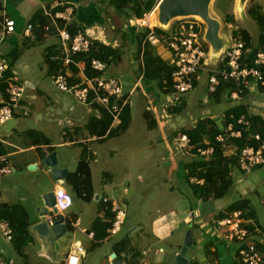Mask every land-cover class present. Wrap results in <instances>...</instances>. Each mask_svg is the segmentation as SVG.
Wrapping results in <instances>:
<instances>
[{"label": "crops", "instance_id": "0c3cea01", "mask_svg": "<svg viewBox=\"0 0 264 264\" xmlns=\"http://www.w3.org/2000/svg\"><path fill=\"white\" fill-rule=\"evenodd\" d=\"M63 1H66V4L60 5L59 3ZM69 4L75 8L71 22L89 28L93 35L98 37L97 41L119 50L117 61L109 66L111 69L116 67L122 69L120 74H113L114 76L125 78L126 83L131 86L140 71L138 55L131 44H136L137 31L147 27L142 24L144 20L141 19H145L150 12L146 13L144 18H138L129 8H116L112 0H0V55H5L10 60V69L7 74H16L26 84L25 95L15 108L14 117L0 128V141L7 149V153L4 155L8 157V165L11 168V172L0 173V204L20 203L26 208L30 216L29 231L34 237L33 244L25 247L23 253H19L0 234V259L12 260L15 264H64L66 257L59 261L56 253L65 252L66 254L71 244L75 242L83 244L86 249L82 264L85 261H92L94 264H107V257L110 259L109 264H114L113 253L123 264H173L177 254L184 246L188 230L191 229L193 242L189 251L187 250L189 254H186L190 263L242 264L237 257L239 244L224 237L225 227L217 228L214 224L215 217L218 215L227 216L229 212L233 211H228L229 206L241 200L245 202V208L242 209L246 219L245 225L254 226L252 231L249 230L247 242L257 244L264 251V224L258 219L257 209L259 205L264 206V165L255 167L247 173L237 166L231 167L234 187L223 197L203 201L191 192L186 179L188 170L183 160L179 158L170 167H166L167 161L164 162L161 158L167 152L166 149L164 153L161 152L157 156L159 162L158 159L156 161L148 159L144 166L146 175L149 173L147 181L144 178L141 184L131 187L129 179L124 176V173H128L129 169L122 164L115 163L103 173L104 192L101 193L95 188L91 160H96L97 150L103 147L102 143L114 139L122 133L125 134L129 127L126 131L110 137L91 138L95 134L89 131L87 122L92 116H101L94 110L95 108L79 104L69 94L62 93V95L55 96L53 93H48L46 87L41 82L35 81V77L32 75L35 71L37 57L42 53L37 50V47L45 45L44 65L51 77L53 73L50 72L49 64L46 62V55L50 51L53 52L52 46L58 48V39L53 34L46 35L43 40L37 39L32 25V17L38 11L45 13L47 10H58L60 9L58 6H62V10H64ZM8 16L12 18L16 27L15 31L10 33L5 32L3 22L4 18ZM29 24L32 25V35H29L30 31H27ZM170 30L166 31L170 32ZM156 46H158V50L159 46L166 48L161 51L160 55L164 60H169L168 62L173 64V54L166 44L159 43ZM25 75L26 78L23 77ZM198 76L194 90L185 96L188 112L193 110L188 106V102L193 106L200 105V101L203 102V105L213 104L210 106L212 108L209 107L210 109L204 111L200 118H214L220 124L219 117L237 102H242L247 105L248 112L264 118V91L248 92L245 99L240 101L233 100L228 91L221 93L218 98H212L207 90V82L206 92L195 97L196 93L194 94V92L199 86L201 74ZM38 84L42 87L40 85L39 87ZM141 91L145 93L148 100L153 99L152 106L158 103L160 105L163 99L167 103L169 98V94L164 95L156 82L147 80L145 77L138 87V92L141 93ZM5 97V86H0V99ZM164 105L165 103L162 106ZM66 116H72L75 123L67 124ZM191 117H195L197 122L196 116L191 114ZM166 122L160 124L165 125ZM59 123L61 131L57 132ZM51 126L55 127V132ZM30 129L42 132L50 138L51 143L32 142L26 133ZM162 138L164 139V137H158L157 143H159V147L167 148L166 141L165 139L162 141ZM155 145H150V147L158 148ZM84 149L88 153L94 188L90 201L77 197L68 181V173L77 169ZM54 151L57 152L58 166L68 170L67 177L59 180L54 176L49 177V182L45 183L47 189L40 190V175L50 171L46 158ZM115 154L116 151L111 149L110 158L113 159ZM33 165L35 167L31 168ZM74 166L75 170L71 171L70 168ZM19 168H25L26 176L29 178L11 180L6 176V174L16 173ZM163 174L166 176L165 179L162 177ZM169 179L171 180L170 187L167 184ZM58 187H64L72 195L74 194L73 197L76 196L73 205L65 211L66 217L71 218L73 224H71L72 228L68 226L65 236L61 239L54 237V240L47 241L50 243L48 244L46 241H41L32 228L36 221L42 220L40 211L44 203L35 206L36 213L32 219L29 208L25 206L24 202L28 201V195L32 189L34 196L42 194L44 198L47 192L55 191ZM149 189H155L153 199L158 207L154 211H150L148 216L140 218L142 209L138 206L140 210L138 218L129 219L128 209L123 229L120 231L122 233L119 239L114 240L111 244L103 245L112 239L108 235L101 241L89 237L88 233L94 231L95 219L98 217L103 219L100 216L102 211L106 212L107 218L111 216V204L104 202L103 197L123 200L129 208L131 202L137 198L146 202L150 196ZM92 202L97 204L94 214L90 208ZM62 243H64L63 248ZM34 248L37 250L36 255H33L32 249ZM38 257L48 259L43 260L44 258Z\"/></svg>", "mask_w": 264, "mask_h": 264}, {"label": "built area", "instance_id": "2783aa9c", "mask_svg": "<svg viewBox=\"0 0 264 264\" xmlns=\"http://www.w3.org/2000/svg\"><path fill=\"white\" fill-rule=\"evenodd\" d=\"M68 3V2H67ZM66 4V1L59 3ZM74 6L69 4L64 10L52 11L47 10L45 13L49 17V24L44 27L46 35L53 34L58 39V50L62 58V65L59 70L52 74V82L58 91L63 94L73 96L79 104L91 106L99 103L104 110L111 116V125L104 135H93L91 138L106 137L112 128L117 127L122 121V114L127 105H130L134 94L138 91L141 80L144 78L145 69L141 68L138 72L132 85L126 83L125 78L120 76H105L102 72L107 70L108 64L98 58H93L91 68L101 72L95 77L87 75V63L84 60L76 59L78 54L88 53L98 37H95L89 28L81 24L77 25V30L72 33L69 30V23L72 21L74 14ZM62 20L64 23L62 24ZM5 32L10 33L15 31V23L12 18L5 17L4 20ZM146 25L150 32L145 40L152 45H157L162 42V39L154 31V26H150L148 22L142 23ZM205 23L194 17L178 18L174 21L170 30L171 38L166 40V46L173 54V87L174 90L169 94L167 101L176 107L182 102V97L194 90V80L201 69L208 70L207 62L208 47L204 41ZM29 35H32V25L27 26ZM165 40V39H164ZM163 40V41H164ZM245 52V42L239 31L237 34L232 32L230 37V45L225 49L224 56L221 62L210 70L208 76V91L215 92L218 86L223 81H234L235 89L231 92L233 100H244L246 92H254L264 88V51L257 52L253 63L243 61ZM140 65L144 66L143 54L141 55ZM72 66L78 70V75L81 81L71 84L70 77H74ZM10 69V60L5 56L0 55V84H5L4 99H0V128L10 121L15 115V108L19 105L25 95L26 84L16 74L7 75ZM141 73V74H140ZM95 108V107H94ZM101 115V110L94 109ZM252 112L242 114L237 119V124L242 127L249 128L251 126L250 116ZM232 118L233 115H230ZM226 112L220 117L222 122L223 132H220L216 139L221 143L223 148H227L229 155L235 154L237 157V167L243 172H251L256 166L264 165V135L262 132H254L251 134V144L231 145L230 139L242 138L243 128H236V124L232 121L225 123ZM67 124H74L75 119L72 116H66ZM171 143L181 152H187L195 147L191 142L190 136L186 132H178L175 136H171ZM207 146L197 147V152L203 158L209 159L215 151V146L205 141ZM238 149V152H236ZM0 162L5 165L0 166V173L11 172L8 165V157L0 156ZM192 183H203L204 179H198L196 176L190 177ZM104 202H110L112 216L106 217V212L102 211L101 215L104 220L110 222L108 229V237L118 234L124 226L128 206L123 200H112L109 197H103ZM73 195L64 187H58L55 190L54 207H49L46 221L50 225L55 221L64 217L63 224L66 226L65 233L69 224H73L71 218H67L65 211L73 205ZM246 219L243 216L242 209H236L227 214V216L215 217L214 224L217 228L225 227L224 237L227 240L235 241L239 244L237 257L242 264H264V251L255 243L247 242L250 234L249 229L245 226ZM0 232L4 240L14 247L15 230L11 223L6 220L0 213ZM90 238L95 237V232L88 233ZM86 249L83 244L73 242L66 253L64 264H82V259L85 256ZM0 264H15L9 259H0ZM187 264H192L188 261Z\"/></svg>", "mask_w": 264, "mask_h": 264}, {"label": "trees", "instance_id": "16d2710c", "mask_svg": "<svg viewBox=\"0 0 264 264\" xmlns=\"http://www.w3.org/2000/svg\"><path fill=\"white\" fill-rule=\"evenodd\" d=\"M112 3L116 6V8H129L135 13L138 18H144L146 13H151L152 9L157 3V0H112ZM58 7L60 8L58 10H62V6ZM261 9L262 8L258 4L252 5L248 9V13L258 23L259 26V36L256 45H253L252 36L247 29L235 28L233 31L234 34H237V31H239L242 35V39L245 42V58H243V61H245L246 59V61L253 63L257 52L260 50L264 51V12ZM58 10L54 9V11ZM224 20L226 23H232V21H234L233 14L226 13ZM49 22L50 20L48 15L43 11L36 12L32 17V25L37 39H44V37L46 36L44 27L48 25ZM63 23L64 21L62 20V24ZM68 27L72 33H75L77 30V24L75 22L69 23ZM154 31L162 39V42L160 44H166V40H169L171 38L170 32H167L158 26L154 28ZM149 32L150 29L148 27H145L142 32L136 34L135 43L137 49L135 51L138 57H140L141 53L143 54L144 66L140 65V67L145 69L144 77L147 80L156 82L161 92L167 95L172 93L174 90L172 74L175 67L172 63L164 60L161 57L160 53L158 52V46L152 45L149 41L145 40ZM51 48H53V52H48V54L46 55V62L49 64L50 72L54 73L57 72L62 65V58L56 46H52ZM118 54L119 50L117 48L96 41L88 53L78 54L76 56V59L84 60L87 63V75L89 77H95L96 75L101 74V72L93 70L91 68L92 59L98 58L105 61L108 64V70L110 64H112L114 61H117L119 56ZM72 70L74 73V77H70L71 84L81 81V77L78 75V70L75 68V66H72ZM107 70L105 72H102V74H105ZM196 80L197 79L194 80L195 86L197 84ZM0 86L3 87L5 86V84L2 83V85ZM235 87L236 83L234 81H223L218 86L215 92L208 91V93L212 98H218L221 93H223L224 91H228L231 97V92L235 89ZM261 90L264 91V88H261ZM186 103L187 101L184 96L182 97L181 104L179 106L173 107L170 110L179 112V110L185 108ZM92 106L101 110V116H92L87 122V128L92 134H98L100 136L104 135L111 125L112 118L99 103H95ZM131 110L132 109L130 105H127L125 107L122 114L121 123L117 127L111 129L110 133L107 135L108 137L119 134L128 129L131 122ZM242 114H248V107L242 102H237L236 105L227 109L226 118L224 121L225 123L232 121L236 124V128L244 129L242 138H232L229 142L231 145H239V147L246 144H251L250 136L256 131L262 132L264 135L263 117L259 115L250 116L252 122L251 126L249 128H245L242 127V125L237 124V119ZM230 115H233V117L231 118ZM144 117L146 118L148 127L150 129L157 126V121L154 118L152 112L146 110L144 112ZM180 132H186L190 136L191 142L195 145L194 148L187 151L191 153L190 155L193 159L189 163H187V165H185L188 170L186 179L188 181L192 194L203 201H207L210 198H220L226 195L229 190L234 187V178L231 167L237 165V157L235 154L229 155L227 153L228 149L223 148L221 143L216 139V136L220 132H223L222 122L219 124L217 119L203 117L198 119L194 126L190 128L183 127ZM26 133L34 143H51V140L48 136L42 134V132L36 129H30ZM206 140H208L210 144L215 146V151L209 159L200 156L196 149L199 146H207L205 144ZM236 152H238V149H236ZM6 153L7 149L0 141V156ZM87 154L88 153L86 149H84L78 162L77 169L74 172L68 173V181L72 185V188L77 197L90 201L93 197L94 188L90 162ZM3 165H5V163L0 162V166ZM191 176H196L198 179L203 178L204 182L192 183L190 182ZM244 204L245 202H243V200L236 201L229 206L228 211L234 209H244ZM0 213H2V216L11 223L12 227L15 230V237L13 241L14 248H16L19 253H23L25 247L30 246L34 242V237L29 231L30 216L27 209L24 208L20 203H14L10 205L4 203L0 204ZM110 215L112 216V213ZM110 225V222L107 220H103L99 217L95 219L93 223V229L95 232L94 239H96L97 241L105 239L109 234L108 229ZM69 226L70 228H72L71 223L69 224ZM245 226L250 231L254 229V226L251 224H246Z\"/></svg>", "mask_w": 264, "mask_h": 264}, {"label": "rangeland", "instance_id": "374dc122", "mask_svg": "<svg viewBox=\"0 0 264 264\" xmlns=\"http://www.w3.org/2000/svg\"><path fill=\"white\" fill-rule=\"evenodd\" d=\"M258 4L262 8L261 10L264 12V0H212L210 3V14L221 20V31L220 35L224 38V46L220 49H214L210 55H209V65L207 66L208 70L201 69L198 75L200 76V83L199 86L196 88V92H194L195 97L201 96L206 92V85L208 82V76L210 74V70L212 68H215L222 60V57L224 56V50L229 46L230 44V37L232 35V32L235 28H244L249 31V33L252 36L253 39V45L257 44L258 36H259V26L258 23L251 17V15L248 13V9L252 6ZM153 10V9H152ZM226 13H231L234 16V21L232 23H226L225 22V15ZM156 26H160V23ZM173 26V23H172ZM169 28H172L171 25ZM168 28V29H169ZM144 30V29H143ZM141 31H137L142 32ZM131 44V43H130ZM206 44V41H205ZM133 46L134 50L137 49L136 44H131ZM44 47L45 45H39L37 47V50L42 51L40 53L39 57H37V60L35 62V68L33 72V77H35V81L41 82L44 87H46V91L48 93H53L55 96L62 95L61 91H58L53 82L51 76L48 74V69L44 65L45 57H44ZM207 47L209 48L210 45L208 44ZM166 48L163 46H159L158 52L161 54V51L165 50ZM29 51V50H26ZM221 53H220V52ZM136 52V51H135ZM142 55V53H141ZM141 57H138L139 62V69L140 63H141ZM169 61V60H168ZM128 64V63H127ZM126 66V65H125ZM120 70L117 67L115 69L108 68L107 72L105 73V76L110 75H118L120 74ZM140 72V71H139ZM141 74V73H140ZM197 75V77H199ZM26 78L27 76H23ZM134 81V80H133ZM130 83V82H129ZM133 83V82H132ZM40 84H38L39 86ZM132 85V84H131ZM41 86V85H40ZM39 86V87H40ZM42 87V86H41ZM138 95L133 96V104H131V111H132V119L129 125V130L125 134H120L114 139H109L107 142L102 143L98 150V156L96 157V160H91V168L93 173V179H94V185L95 188L103 193V173L104 171L108 170V168L113 166V164H122L127 169H129L128 173H124V176H127L129 179V184L132 186H136L138 184H141L142 181H147L149 179V173L146 175L145 167L146 163L149 160L156 161L159 158V154L164 153V151L167 149V152L161 157L164 162L167 161L166 167H170L175 161H178L180 158L185 162V165L189 163L193 158L190 155L189 152H181L178 151L175 147L173 142L171 143V136H175L183 127L190 128L195 125L196 118L191 117V114L193 116H196L198 119L202 116V113L212 107H210L213 104H207L203 105V102L200 101V105H191L188 102V106H190L193 110L191 112H188L187 104L184 109L179 110V112L171 111L174 106H172L169 101L162 100V102L156 105L152 106L153 99H147L145 93L141 91L136 92ZM193 94V95H194ZM165 95V94H164ZM187 101V98H186ZM165 103L164 106H162ZM210 107V108H209ZM165 109V111H164ZM205 109V110H204ZM148 110L153 113L154 118L157 121V126L155 128H152L153 130H150L148 127V123L146 118L144 117V112ZM190 111V110H189ZM167 121L166 124L162 125L161 122ZM52 130L55 132V127L51 126ZM61 125L60 123L57 125V132H60ZM164 137L167 148L165 147H159V143H157L158 137ZM58 138V136H57ZM162 138V141L164 140ZM164 141V142H165ZM157 144V145H155ZM150 145L158 146V148L153 149L150 147ZM166 146V145H165ZM115 150L116 154L114 158H110V150ZM77 150V149H75ZM157 150V152H156ZM78 151V150H77ZM61 167V166H59ZM144 167V168H143ZM165 167V166H164ZM53 169H50V171L46 173H42L40 175L41 177V189H47L45 183L49 182L48 178L54 176ZM71 171L75 170V166L70 168ZM27 170L25 168H19L16 173L6 174L8 178H11V180H19V179H26L29 178V176H26ZM139 176H141L139 178ZM163 179H165V174H163ZM168 186L171 185V180L169 179V182H167ZM43 185V186H42ZM29 189V187H26ZM72 191V190H71ZM154 191L155 189L151 190L149 189L150 196L147 198V201L144 202L141 199H135L131 202L129 206V212H128V218L135 220L138 218L137 216L140 215V209H142V213L140 218L146 217L149 215L150 211H154L158 207V204H155L154 198ZM40 193V191H39ZM73 193V191H72ZM74 195V194H73ZM28 201L24 202L25 206L29 208L31 218L33 219L35 217L36 208L35 206L44 203V198L42 194H38L34 196L33 189L31 193L28 195ZM76 196H74L75 198ZM77 200V199H75ZM154 202V203H153ZM97 204L95 202H92L90 205V208L92 209V214L95 213ZM258 209V219L261 221L262 224H264V206H257ZM150 220V219H149ZM141 221V219H140ZM37 223V221H36ZM122 232H119L118 234H115L112 237V239L103 245L111 244L114 240L119 239ZM1 234V232H0ZM1 237V236H0ZM50 244L49 242H46ZM64 246V243H62V248ZM190 249V246L188 247V251ZM33 255L37 254V250L34 248ZM56 251V250H55ZM187 251V253H188ZM189 254V253H188ZM59 257V261L63 260L66 257L65 252L62 253H56ZM38 258H44L43 260H47L48 258L45 257H38ZM109 257L106 258V263L109 264ZM86 262V261H85ZM83 264H94L92 261H88Z\"/></svg>", "mask_w": 264, "mask_h": 264}, {"label": "water", "instance_id": "95a60500", "mask_svg": "<svg viewBox=\"0 0 264 264\" xmlns=\"http://www.w3.org/2000/svg\"><path fill=\"white\" fill-rule=\"evenodd\" d=\"M212 0H159L154 7L158 14V24L160 23V28L163 30H170L172 23L178 18L194 17L193 15L199 14L203 17L205 23L204 41H206L208 48L207 62L209 64V55L216 48L217 50L224 46V38L220 35L221 31V20L213 17L210 14V3ZM244 1V0H243ZM153 11V10H152ZM196 18V17H194ZM157 24V25H158ZM169 28V29H168ZM230 45V44H229ZM228 47V46H227ZM225 51V50H224ZM220 52V51H219ZM221 53V52H220ZM46 163L53 169L54 177L59 179H66L68 170L66 168H61L58 166L57 152H52L47 158ZM35 165L31 166L34 168ZM55 203V191L51 190L44 195V205L41 208V218L40 222L35 223L32 228L41 239V241H52L54 237L61 239L65 236L66 226L63 224L64 217L60 216L54 224L50 225L46 221L47 214L50 212L49 207H52L54 211ZM191 226V225H190ZM193 236L192 230L189 229L185 243L182 250L177 254L173 264H187L188 258L186 257L188 247L192 245ZM59 243V241H58ZM58 246V245H57ZM114 259V264H123L119 258H116V254H112ZM167 264V263H164Z\"/></svg>", "mask_w": 264, "mask_h": 264}, {"label": "bare ground", "instance_id": "6f19581e", "mask_svg": "<svg viewBox=\"0 0 264 264\" xmlns=\"http://www.w3.org/2000/svg\"><path fill=\"white\" fill-rule=\"evenodd\" d=\"M157 11H158V10L153 11L152 13H150V14L147 16V18L143 21V23L147 21L148 24H149L150 26H155V25H157V24H158V14H157ZM193 16L196 17V18L199 19V20L204 21L203 17H202L201 15H199V14H195V15H193Z\"/></svg>", "mask_w": 264, "mask_h": 264}, {"label": "clouds", "instance_id": "9594fccd", "mask_svg": "<svg viewBox=\"0 0 264 264\" xmlns=\"http://www.w3.org/2000/svg\"><path fill=\"white\" fill-rule=\"evenodd\" d=\"M158 1H159V0H157V2H158ZM156 4H157V3H156ZM156 4H155V6H156ZM155 6H154V7H155ZM153 9H154V8H153ZM147 14H148V13H147ZM97 135H98V134H97ZM73 199H74V197H73Z\"/></svg>", "mask_w": 264, "mask_h": 264}]
</instances>
